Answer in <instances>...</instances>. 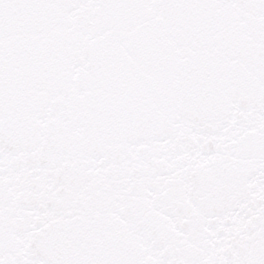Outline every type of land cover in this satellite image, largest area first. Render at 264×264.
Returning <instances> with one entry per match:
<instances>
[{
  "label": "snow or ice",
  "instance_id": "1",
  "mask_svg": "<svg viewBox=\"0 0 264 264\" xmlns=\"http://www.w3.org/2000/svg\"><path fill=\"white\" fill-rule=\"evenodd\" d=\"M0 264H264V0H0Z\"/></svg>",
  "mask_w": 264,
  "mask_h": 264
}]
</instances>
